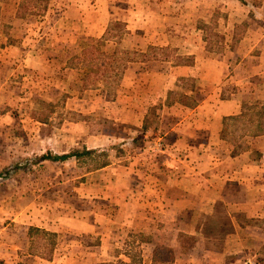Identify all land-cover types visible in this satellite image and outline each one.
<instances>
[{
    "label": "rangeland",
    "instance_id": "374dc122",
    "mask_svg": "<svg viewBox=\"0 0 264 264\" xmlns=\"http://www.w3.org/2000/svg\"><path fill=\"white\" fill-rule=\"evenodd\" d=\"M261 9L264 0H0V65L6 67L0 68V264L37 262L25 254L26 241L29 249L45 253L55 246V264H68L70 258L63 253L70 244H76L74 237H79L74 231L79 230L75 219L78 207L96 200V183L102 181L91 172L106 164L128 172L131 155L140 150L131 151L127 139L88 149L86 142L102 131L106 135L122 131L125 138L135 135L122 129L127 124L118 121L121 116L115 118L116 104L110 103L104 111L96 105L105 90L111 95L119 90L118 99L125 100L119 103L121 106L131 103V97L137 99L135 91L119 87L129 62L142 60L143 54L167 56L159 60L173 62L180 60L177 56L192 57L195 52L203 57L223 56L249 27L264 24ZM65 11L68 17L75 16V21L85 25H79V30L90 27L97 37L73 34L71 38L74 36L77 46L71 55L67 54L66 62L67 67L72 64L73 72L52 74L37 68L35 62L57 47L53 40L63 34L57 30L70 20L65 19ZM87 48L88 53L82 54ZM106 61L119 70L116 80L112 77L105 89L100 86L95 93H85L89 105L85 104L84 113L66 109L67 92L77 97L84 74L94 72ZM171 82L175 89V82ZM177 84H183L186 94L177 93L176 97L186 103L194 99L190 91L201 98L210 89L207 84L191 80ZM150 94L145 100H152L151 107L159 108V96L151 98ZM76 107L82 109L78 102L72 104V108ZM110 110L115 112L109 114ZM151 111L148 123L155 127L158 115ZM252 112L256 110L249 108L246 120L253 116ZM140 117L138 113L136 123L141 122ZM149 133V138L159 140V134ZM223 134L238 142L242 137L240 123L227 121ZM64 154L69 157L63 161H40L43 156ZM17 163L27 164L7 171ZM106 191L109 190L103 189L104 195ZM129 191L126 198L131 199ZM158 211L153 207V217ZM34 224L50 226L55 233L35 230ZM151 228L160 229L159 223ZM131 231L118 235L114 257L105 258L109 260L103 264H125L124 254H131V264H140L137 241L145 236Z\"/></svg>",
    "mask_w": 264,
    "mask_h": 264
},
{
    "label": "crops",
    "instance_id": "0c3cea01",
    "mask_svg": "<svg viewBox=\"0 0 264 264\" xmlns=\"http://www.w3.org/2000/svg\"><path fill=\"white\" fill-rule=\"evenodd\" d=\"M261 12L264 17V9ZM67 13L64 17L70 20L58 28V34H63L55 36L54 52L35 62L37 68L52 74L73 72L66 65L67 54L77 46L73 34L97 37L90 27L79 30L84 24ZM244 32L223 56L203 57L195 52L188 64L159 59L129 62L119 87L139 96L131 97L127 105H119L125 101L118 99L119 90L110 99L102 91L98 109L116 104V112L109 114L115 112L117 120L121 116L118 121L127 124L122 129L135 135L125 138L122 131L107 135L102 131L88 138L87 149L127 139L131 151L140 153L131 155L128 172L108 168V164L91 172L102 181L96 183V200L78 207L79 230H73L79 237L63 253L70 258L68 264H103L109 260L105 258L114 257L118 235L132 229L145 236L137 241L140 264H264V24H254ZM0 68H6L5 64ZM187 80L210 88L201 98L190 91L194 105L176 97L186 94L183 84L177 83ZM100 86L105 89L102 81L83 87L82 79L77 97L67 92L65 108L84 113L85 104L89 105L85 93H95ZM149 93L151 98L159 96V108L145 100ZM76 102L82 109L72 108ZM249 108L256 112L246 120ZM149 109L158 115L155 127L148 123ZM138 113L139 124L135 122ZM229 120L240 123L238 142L223 134ZM254 127L262 131L253 134ZM149 132L159 134V140L149 138ZM103 189L109 190L106 196ZM129 190L131 199L126 198ZM153 207L159 210L154 217ZM155 223L160 229L151 228ZM33 227L55 233L50 226ZM23 249L37 261L33 264H55V246L45 253L29 249L26 241ZM124 256L125 264H131V254Z\"/></svg>",
    "mask_w": 264,
    "mask_h": 264
},
{
    "label": "trees",
    "instance_id": "16d2710c",
    "mask_svg": "<svg viewBox=\"0 0 264 264\" xmlns=\"http://www.w3.org/2000/svg\"><path fill=\"white\" fill-rule=\"evenodd\" d=\"M151 49H158V48L152 47ZM83 53H88V48L83 50L82 54ZM166 58H167V56H157L156 54L155 55H153V54L152 55L151 54L150 55L143 54L142 60H147V59H166ZM176 58L180 59L179 61H176L177 63H179V64H188L190 62L188 59H191L192 57L183 58L181 56H177ZM182 59H185V60H182ZM82 60H84V58H82ZM71 65L72 64H69V66H71ZM115 66H116L115 64H112V62H108V61H106L104 64L100 63L99 66L96 68V70H94V72H89L87 74H84L83 87L93 86L94 82H98V81H102L104 83V85H106L107 83L110 82L112 77H113L114 80H116V76L119 73V70H117V68ZM118 80H119V78H118ZM187 81H190V80H187ZM108 93L109 94H107V98H109V99L112 98V96L115 94V93H112V95H111L110 91H108ZM183 96H185V95H183ZM180 101L185 103V104H187V105H194L196 103L195 100L192 101L191 103L184 102V99L183 100L181 99ZM263 109H264V106H263ZM151 113H152V111H151ZM232 119H234V118H232ZM261 131H262V129H256L254 127L253 134L260 133ZM68 156H69L68 154H64V155H61V156H57V155L50 156L49 155V156H43L41 159H50V160L56 161V160H63L65 158H67ZM26 161H28V160H26ZM26 164L27 163H24V164L17 163L14 166H11L10 168H8L7 171L15 169V168H19V167H24ZM7 171H5V172H7ZM34 229L38 230L39 228L34 227Z\"/></svg>",
    "mask_w": 264,
    "mask_h": 264
},
{
    "label": "built area",
    "instance_id": "2783aa9c",
    "mask_svg": "<svg viewBox=\"0 0 264 264\" xmlns=\"http://www.w3.org/2000/svg\"><path fill=\"white\" fill-rule=\"evenodd\" d=\"M156 146H158V147H159V146H160V143H159V142H157Z\"/></svg>",
    "mask_w": 264,
    "mask_h": 264
}]
</instances>
